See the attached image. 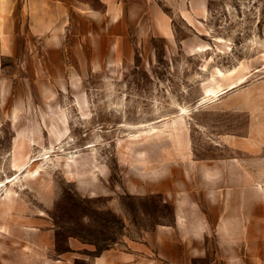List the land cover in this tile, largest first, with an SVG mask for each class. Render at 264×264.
Wrapping results in <instances>:
<instances>
[{
	"label": "rangeland",
	"instance_id": "rangeland-1",
	"mask_svg": "<svg viewBox=\"0 0 264 264\" xmlns=\"http://www.w3.org/2000/svg\"><path fill=\"white\" fill-rule=\"evenodd\" d=\"M47 2L0 0V264H264V0Z\"/></svg>",
	"mask_w": 264,
	"mask_h": 264
},
{
	"label": "crops",
	"instance_id": "crops-1",
	"mask_svg": "<svg viewBox=\"0 0 264 264\" xmlns=\"http://www.w3.org/2000/svg\"><path fill=\"white\" fill-rule=\"evenodd\" d=\"M50 1L52 4V8H56L61 10L62 12H65L68 10V6L66 4V1L68 0H28V8H29V16H30V28L32 32L36 34H43L45 32L53 31V29L57 26L59 15L57 12L52 13L51 18H42L43 12L41 10H45L46 6L49 5ZM106 5V12H100L96 9H93L91 7H88L86 3L83 2H77L74 4V10L76 11V14L80 16L81 18H86L88 21V30L86 31L89 36H92L95 39V32H97V29L100 27L99 23V16L103 15H114L117 8H114V3L116 0H101ZM46 5V6H45ZM118 5V4H117ZM34 10H37L35 12ZM121 11L118 12L117 16L114 17V25L112 29H110V33L114 35V37L118 34L116 28H117V22L120 21L121 18ZM69 20L70 16L67 15ZM98 23V24H97ZM96 264H103L101 261H98Z\"/></svg>",
	"mask_w": 264,
	"mask_h": 264
},
{
	"label": "bare ground",
	"instance_id": "bare-ground-1",
	"mask_svg": "<svg viewBox=\"0 0 264 264\" xmlns=\"http://www.w3.org/2000/svg\"><path fill=\"white\" fill-rule=\"evenodd\" d=\"M248 67V66H247ZM234 71V70H233ZM233 71L232 70H229V71H227V72H225V71H223L222 69H220V68H218L217 69V73H216V75H213V77H212V80L214 81L213 83H216V84H218V86H215V85H208V86H206V88H205V92H206V97H209V96H215L216 94H217V92L219 91V87H220V82L218 81V78L219 77H222V78H224V77H228L230 74H232L233 73ZM245 73V72H244ZM245 75V74H244ZM246 76V75H245ZM239 78H240V76H239ZM243 79H244V77L243 78H241L240 80H241V82L243 81ZM246 81V80H245ZM234 82V81H233ZM240 83V82H239ZM237 84H238V82H237ZM237 84H235V83H232V84H230L228 87H235V86H237ZM183 112H188V109L187 108H184L183 107ZM185 115V114H184ZM152 128V127H151ZM61 135H59V137H60ZM62 138H63V136H62ZM51 147H54V145H52ZM48 149V148H47ZM70 163V162H69ZM71 166V165H70ZM73 166V165H72ZM17 169V168H16ZM19 170V169H18ZM18 172V171H17ZM14 180V179H13ZM261 210V209H260ZM264 212V211H263Z\"/></svg>",
	"mask_w": 264,
	"mask_h": 264
}]
</instances>
